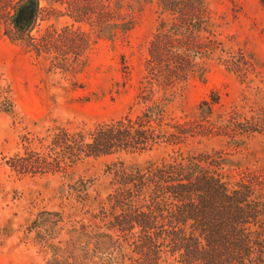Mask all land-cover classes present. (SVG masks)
<instances>
[{"label":"rangeland","instance_id":"obj_1","mask_svg":"<svg viewBox=\"0 0 264 264\" xmlns=\"http://www.w3.org/2000/svg\"><path fill=\"white\" fill-rule=\"evenodd\" d=\"M26 1L0 0V264H47L49 255L37 244L30 225L42 211L63 212L76 224L93 222L91 215L111 191L113 176L107 169L113 164L136 170L179 155L219 154L220 172L232 181L247 171L264 175V7L260 0L207 1L208 31L221 44L220 50L208 62L205 78L192 77L178 88L168 112L175 122L202 126L186 143L88 160L69 175L13 173L4 158L22 152L25 137L34 138V149L40 150V138L55 127L75 131L126 116L135 118L144 111L138 95L150 42L163 17L156 4L145 5L135 15V27L111 40L98 34L93 18L77 22V0H35L34 24L25 41L17 42L14 16ZM88 2L110 7L114 1ZM77 31L89 38L78 71ZM230 58L234 67L228 65ZM214 94L219 102L212 106V114L201 113V104L212 102ZM249 128L253 132L247 133ZM81 179L92 182L85 205L75 191Z\"/></svg>","mask_w":264,"mask_h":264},{"label":"trees","instance_id":"obj_2","mask_svg":"<svg viewBox=\"0 0 264 264\" xmlns=\"http://www.w3.org/2000/svg\"><path fill=\"white\" fill-rule=\"evenodd\" d=\"M85 1L77 0V22L93 18L98 34L111 40L135 27L145 5L161 10L138 95L145 109L135 118L75 131L55 127L40 138V150L25 137L23 151L4 158L19 176L69 175L88 160L180 146L202 129L175 122L168 112L178 88L192 77L205 78L220 50L208 31V0H113L110 7ZM36 14L35 0L18 8L14 41H25ZM88 48L89 38L77 31V71ZM218 102L214 94L200 112L211 115ZM218 155H179L136 170L113 164L107 169L111 191L91 215L93 222L76 224L63 212L42 211L29 230L49 255L47 264H264V175L247 171L232 181L221 174ZM91 185L77 182L80 204L90 199Z\"/></svg>","mask_w":264,"mask_h":264}]
</instances>
